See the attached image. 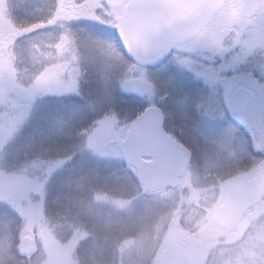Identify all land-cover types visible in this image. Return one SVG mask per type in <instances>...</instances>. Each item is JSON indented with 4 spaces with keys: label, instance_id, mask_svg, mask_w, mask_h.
<instances>
[{
    "label": "rangeland",
    "instance_id": "obj_1",
    "mask_svg": "<svg viewBox=\"0 0 264 264\" xmlns=\"http://www.w3.org/2000/svg\"><path fill=\"white\" fill-rule=\"evenodd\" d=\"M254 5L264 0H250ZM102 0H0V40L13 37L33 26L48 13L63 21V44L74 59L84 53L83 68L95 74L91 94L103 90L108 102L118 94L126 96L125 84L143 79L155 85L147 98L136 106L166 108L165 124L172 136L191 151L193 165L233 152L246 159L264 158V116L262 129L246 135L234 120L232 93L240 87L264 97V14L259 7L248 13L252 19L243 32L234 33L228 43L198 35L190 42L174 46L170 59L159 69L143 70L127 63L117 39L122 11L115 13L117 23L101 22L115 9ZM255 14V15H253ZM89 34L114 37L115 50L98 48ZM49 37L45 38L47 44ZM71 45V48L66 47ZM82 68V70H83ZM72 72L66 62L49 64L37 77V87L55 95L35 105L24 95L18 99L0 87V259L15 250L22 238L33 241L31 252L21 258L27 264H61L65 250L80 245L81 255L94 250L96 256L110 259L111 246L146 223L151 197L136 180V172L125 166L120 151L130 121L101 107L103 99L86 96L79 105L63 104L77 98L81 75L68 80L60 77ZM81 121L80 136L68 147L52 144ZM179 123L188 127L181 130ZM30 131V145L18 139ZM25 133V132H24ZM24 161L35 172L28 179H5L4 173L17 169ZM186 186L195 191L189 174ZM183 199V193H180ZM29 198L32 215L42 224L39 229L22 231L18 202ZM181 206L177 205L172 224L180 227ZM128 259L135 264L136 251ZM89 251V252H88ZM95 264L93 255L90 257ZM117 257V264H120Z\"/></svg>",
    "mask_w": 264,
    "mask_h": 264
},
{
    "label": "clouds",
    "instance_id": "obj_2",
    "mask_svg": "<svg viewBox=\"0 0 264 264\" xmlns=\"http://www.w3.org/2000/svg\"><path fill=\"white\" fill-rule=\"evenodd\" d=\"M120 7L115 5L114 13L101 22L117 23L115 13ZM205 7H214L215 11L200 18L199 35L215 36L225 43L250 26L252 17L248 13L252 8L259 7L264 14V4L257 6L250 0L209 2ZM64 31L63 21L48 13L33 30L24 29L13 37L5 35L0 40V87L15 99L24 95L33 98L35 107L47 96L55 95L37 87V77L49 64L66 62L73 68L61 75L62 80L78 77L87 49H81L74 59L72 51L58 47V42L63 44ZM50 34L54 35L46 44ZM89 39L98 48H117L114 37L89 34ZM139 54L138 47H129L131 57ZM189 174L195 191L186 186ZM34 175L28 161L4 173L6 180ZM150 197L146 223L130 234L132 239H118L111 246L110 259L97 256L95 264H117V257L121 258L120 264H131L127 258L129 245L136 251L135 264H264V158L248 160L233 152L193 165L191 157H186L172 176L150 192ZM178 204L181 231L172 224ZM33 206L29 198L18 202L22 231L39 229L42 224L32 215ZM79 248V244L76 248L69 246L61 264H92L89 255H81ZM17 251L24 254L17 245L15 250L7 251L0 264H27L17 257Z\"/></svg>",
    "mask_w": 264,
    "mask_h": 264
},
{
    "label": "water",
    "instance_id": "obj_3",
    "mask_svg": "<svg viewBox=\"0 0 264 264\" xmlns=\"http://www.w3.org/2000/svg\"><path fill=\"white\" fill-rule=\"evenodd\" d=\"M107 7L125 5L122 27L117 31L126 55L136 64L155 68L170 55L173 44L194 38L200 28L199 20L215 11L205 4L221 3L223 0H104ZM149 39L150 37H153ZM140 49L135 58L129 55V47ZM126 88L135 96L143 98L153 86L134 80ZM234 112L247 131H257L262 124L264 98H257L247 89H238L233 94ZM120 148L127 164L138 171L137 180L149 191L155 190L172 176L177 167L190 154L169 139L162 129V114L151 108L132 123L127 138ZM144 158H150L145 161ZM26 256L31 249V240L24 238L20 244Z\"/></svg>",
    "mask_w": 264,
    "mask_h": 264
},
{
    "label": "trees",
    "instance_id": "obj_4",
    "mask_svg": "<svg viewBox=\"0 0 264 264\" xmlns=\"http://www.w3.org/2000/svg\"><path fill=\"white\" fill-rule=\"evenodd\" d=\"M82 71H83V76L81 75L82 78H81L78 97L77 98L70 97V98L64 99L63 100L64 105H67V104L76 105L75 103L79 105L80 103H83L86 100V96L90 99H93L94 101H97V99L101 101V99H103L102 96L104 92L102 89L97 91V93H94L93 95L91 94V90H90L91 86H93V84L95 85L97 81L95 80V74H93L87 68H83ZM103 100L105 103L100 105L101 107H104L105 109L109 110L112 114H115L116 116H120L121 118L122 117L128 118L129 121L136 118L142 112V108H137L136 106L139 103V101L127 95L126 96H123V94L115 95L114 97L110 99L109 104L108 102H106L105 99ZM164 109L166 111V108ZM166 125L167 124H165V126ZM70 126H72L71 130L66 132L62 136L63 138H59L60 140L58 141L55 140V142L52 144L53 148L55 149L59 147L64 148V147H68L69 143L74 144V140L78 138L80 136V132H82V130H79L80 129L79 127L81 126V121H74L73 123H71ZM174 126L179 127L181 130L188 127L187 125L181 126L179 123H177ZM166 130L171 135V133L169 132L170 130L167 127H166ZM24 132L22 136H20V138L18 139V144H19V141H22L24 144L30 145V131H24ZM174 138L178 139L177 137H174ZM179 141L182 142L181 140ZM89 253H91L89 257H91L92 255H93V258L97 257L94 250L90 251ZM84 255H88L87 252L84 253Z\"/></svg>",
    "mask_w": 264,
    "mask_h": 264
}]
</instances>
